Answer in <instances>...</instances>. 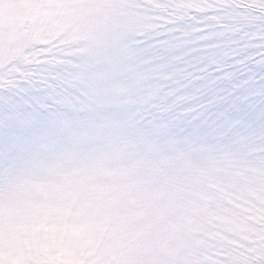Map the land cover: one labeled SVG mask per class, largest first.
Masks as SVG:
<instances>
[{
    "label": "rangeland",
    "instance_id": "rangeland-1",
    "mask_svg": "<svg viewBox=\"0 0 264 264\" xmlns=\"http://www.w3.org/2000/svg\"><path fill=\"white\" fill-rule=\"evenodd\" d=\"M0 264H264V0H0Z\"/></svg>",
    "mask_w": 264,
    "mask_h": 264
},
{
    "label": "snow or ice",
    "instance_id": "snow-or-ice-1",
    "mask_svg": "<svg viewBox=\"0 0 264 264\" xmlns=\"http://www.w3.org/2000/svg\"><path fill=\"white\" fill-rule=\"evenodd\" d=\"M25 108L32 109L33 112L35 113H39L41 111V109L31 101H29V103L25 106Z\"/></svg>",
    "mask_w": 264,
    "mask_h": 264
}]
</instances>
